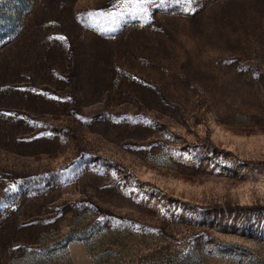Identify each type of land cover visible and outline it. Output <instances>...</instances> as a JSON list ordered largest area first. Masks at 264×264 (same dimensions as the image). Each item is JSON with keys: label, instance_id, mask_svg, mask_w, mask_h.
<instances>
[{"label": "rangeland", "instance_id": "obj_1", "mask_svg": "<svg viewBox=\"0 0 264 264\" xmlns=\"http://www.w3.org/2000/svg\"><path fill=\"white\" fill-rule=\"evenodd\" d=\"M147 7L0 0V264H264V0Z\"/></svg>", "mask_w": 264, "mask_h": 264}, {"label": "snow or ice", "instance_id": "obj_2", "mask_svg": "<svg viewBox=\"0 0 264 264\" xmlns=\"http://www.w3.org/2000/svg\"><path fill=\"white\" fill-rule=\"evenodd\" d=\"M161 4L164 2V0H160ZM194 2V0H184V3L187 5H191ZM118 3L121 4V7H124L123 12H108V13H101L100 15H107L108 17H111L112 20L115 22L117 17L124 16L125 13H127L130 16H138L139 14H143L144 16H147L148 13V5H152L155 3V0H118ZM125 6H131L129 9ZM92 15V14H89Z\"/></svg>", "mask_w": 264, "mask_h": 264}, {"label": "trees", "instance_id": "obj_3", "mask_svg": "<svg viewBox=\"0 0 264 264\" xmlns=\"http://www.w3.org/2000/svg\"><path fill=\"white\" fill-rule=\"evenodd\" d=\"M105 13V12H103V10L101 9L98 13V15L97 16H99V18L98 19H100V21H101V25H107V24H109L108 22L110 21H108V18L109 17H106L107 15H100L101 13ZM106 14V13H105ZM105 18V19H104Z\"/></svg>", "mask_w": 264, "mask_h": 264}]
</instances>
